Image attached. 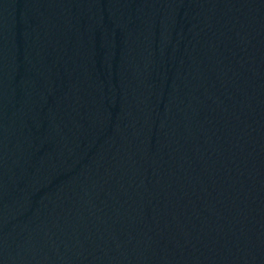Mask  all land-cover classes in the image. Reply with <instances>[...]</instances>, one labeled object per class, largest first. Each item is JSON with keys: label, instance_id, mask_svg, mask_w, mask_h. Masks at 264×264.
Returning a JSON list of instances; mask_svg holds the SVG:
<instances>
[{"label": "water", "instance_id": "obj_1", "mask_svg": "<svg viewBox=\"0 0 264 264\" xmlns=\"http://www.w3.org/2000/svg\"><path fill=\"white\" fill-rule=\"evenodd\" d=\"M0 264H264V0H0Z\"/></svg>", "mask_w": 264, "mask_h": 264}]
</instances>
